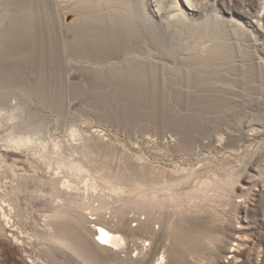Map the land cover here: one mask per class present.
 Instances as JSON below:
<instances>
[{
    "label": "rangeland",
    "instance_id": "374dc122",
    "mask_svg": "<svg viewBox=\"0 0 264 264\" xmlns=\"http://www.w3.org/2000/svg\"><path fill=\"white\" fill-rule=\"evenodd\" d=\"M75 1L77 13L0 0V264H264V69H241L215 95L205 78L222 74L218 52L250 53L240 36L199 27L172 58L212 49L176 62L165 85L155 70L123 72L117 56L107 77V48L84 20L104 0ZM77 17L82 39L60 34ZM95 222L124 247L100 243Z\"/></svg>",
    "mask_w": 264,
    "mask_h": 264
},
{
    "label": "bare ground",
    "instance_id": "6f19581e",
    "mask_svg": "<svg viewBox=\"0 0 264 264\" xmlns=\"http://www.w3.org/2000/svg\"><path fill=\"white\" fill-rule=\"evenodd\" d=\"M52 1L54 4L56 1L66 2V5H69V8L65 7L68 9L67 13H72L73 11L77 13L80 10L79 4L76 3L78 1L75 0H46V4L53 6ZM210 1L212 0H104L102 4L96 2L93 9L89 11L91 19L84 16V20H91L94 23L93 25L90 21V36L93 45L97 46V51L103 46L107 48L106 53L98 54L97 60L103 55L104 57H102L101 60L108 61L109 64L100 68L105 69L106 76L108 77L109 72L115 68L110 60H112L114 56H117L121 60V64H119L121 66L119 67L122 68L123 72L129 74L133 72V68H138L141 74L148 75L149 71L155 70L156 73H158V75H156L158 77L154 79V82L163 86L167 83L165 79H163L166 73L171 75L175 70L177 71V66L174 65L176 62L182 61L180 63H183L184 60L192 61L193 59V61H198L200 56L207 54L208 50L212 49L213 46L209 45L202 53L199 52L202 55L196 54L192 57L190 54H186L182 59L172 58L176 56L179 51V46L182 45L180 40L179 43L176 42L179 38V34L183 37L191 33V29L195 31L196 28L202 27V29H204L203 31L213 33L212 36L217 34L216 36L222 37L223 39L227 36L228 40H235L237 36H240L241 41L246 44L250 53L247 58H237L233 53L230 54V52H227V50L218 52V54L223 55L222 57L225 63H223L224 65H217L213 69L217 71L223 69L221 72L222 74L219 73L220 76L217 81H213V79L210 80V77L205 76V84L215 95L219 94L218 90L213 88L217 85L216 83H221L225 81V79L234 80L238 78V76L242 75L239 73L241 69H243L242 72L250 71V73H253L257 69H264V0H243L239 4L233 0H229L228 10L222 9V11L221 9L208 11L207 9L210 8L209 5L211 4L207 3ZM231 1L236 4V7H240L244 3L247 9L244 11H240L241 9L236 11L234 10V6L230 4ZM22 5V2L18 4L15 3L13 8L16 7L15 11L20 12L22 10L21 8H27V3L25 6ZM80 18H75L64 28L60 27V34L74 33V35H80V39H82L85 31L78 29V27L76 28V26H78L76 25L77 21L80 20ZM84 20L82 19L83 22ZM6 29L8 30L7 27ZM203 31L201 29L198 30V32L202 33ZM219 33L225 34V36H219ZM190 35L191 34H189V36ZM214 42L212 45H215ZM220 46L223 48L224 43ZM166 48L168 50H166ZM203 60L204 59L201 61ZM110 77L111 80H114L111 82L113 83L112 86H118V83H123L121 85L123 87L128 85L133 87L132 84L126 80L118 82V80H115L116 76L111 75V73ZM64 85L66 87L70 86L69 84ZM120 92L125 93L124 91H119V93ZM135 92H137L136 95L142 97L146 96L142 95L139 91ZM113 93L114 92H111V94ZM172 93L173 92L167 93L166 96L169 97ZM241 93H254L252 95H256L253 88L249 87L246 92ZM229 95H235V93L229 91ZM13 141L15 146H26L28 145L27 143H29V139H23L22 137ZM94 225L95 234L98 236L100 243L116 249L124 247L122 246L123 242L119 235L108 232L96 222ZM123 249L126 251H137L138 246L129 245L127 248L125 247Z\"/></svg>",
    "mask_w": 264,
    "mask_h": 264
}]
</instances>
